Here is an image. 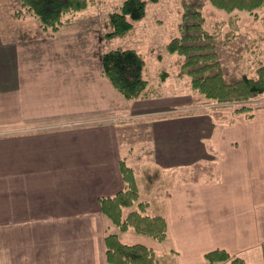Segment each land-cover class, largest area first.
<instances>
[{"label":"crops","instance_id":"crops-1","mask_svg":"<svg viewBox=\"0 0 264 264\" xmlns=\"http://www.w3.org/2000/svg\"><path fill=\"white\" fill-rule=\"evenodd\" d=\"M18 1L0 0V264H112L108 231L158 264H207L217 248L264 264V103L215 118L168 81L127 99L101 71L96 23L45 30L15 15ZM121 160L136 182L141 163L163 175L139 192L144 213L165 217L164 239L108 227L100 198L124 187ZM194 164L212 172L193 180Z\"/></svg>","mask_w":264,"mask_h":264},{"label":"trees","instance_id":"trees-1","mask_svg":"<svg viewBox=\"0 0 264 264\" xmlns=\"http://www.w3.org/2000/svg\"><path fill=\"white\" fill-rule=\"evenodd\" d=\"M94 0H19L14 10L18 17L32 16L38 19L42 29L56 31L68 22L76 12ZM156 2L157 0H149ZM207 0H179L181 13L177 25L178 34L165 45L170 53L182 56L179 75L188 76L190 85L208 99L220 103L245 102L257 95H264V63L255 68V75L244 71L245 55L251 51L257 39L239 32L236 11L256 15L264 8V0H208L213 6L229 13L226 21H217L212 30L205 26L203 6ZM146 14V0H122L104 20L103 36L112 38L129 32L133 22ZM228 29L223 31L224 25ZM143 55L132 47H110L101 52L100 67L113 87L125 98L156 93L160 82L149 83ZM244 68V69H243ZM256 105L241 104L232 114L218 108L211 109L215 118L231 120L234 114L251 117ZM211 166L194 164L192 179H199ZM124 187L115 194L100 198V206L108 220V227L120 230L132 228L138 233L162 240L167 234V222L163 215L144 213L147 201L140 198L134 169L124 160L120 162ZM136 205V208H131ZM129 208V209H128ZM128 209L127 212L125 210ZM106 257L112 264H158L154 250L143 243H125L115 232L105 235ZM207 264H220L230 259L232 264H246L238 256L224 249L204 253Z\"/></svg>","mask_w":264,"mask_h":264},{"label":"rangeland","instance_id":"rangeland-1","mask_svg":"<svg viewBox=\"0 0 264 264\" xmlns=\"http://www.w3.org/2000/svg\"><path fill=\"white\" fill-rule=\"evenodd\" d=\"M122 0H94L88 4L84 9L76 12L74 18L83 17L96 23L101 29V34L105 32L103 23L108 13L116 8ZM19 4V1L17 5ZM16 5V7H17ZM15 7V8H16ZM14 8V10H15ZM238 14L237 24L239 32L248 34L250 37L257 39L258 42L254 44L249 53L245 55L247 60L244 61L247 74L255 75V68L264 63V8L260 9L256 15L250 14L246 11H236ZM181 13L179 0H157L151 2L146 0V14L143 18L133 22L129 32L123 36H115L112 38L103 39V44L100 43L99 51L109 49L110 47H132L139 51L145 61V72L150 83L157 84L160 82V72H166L164 81L177 82L178 95L182 97L188 94L192 101L196 104H207L210 109L218 108L225 113L232 114L236 106L241 104L256 105L264 103V95L260 94L245 102H226L220 103L212 99H208L193 89L190 85L188 76L179 75L180 63L182 56L176 53H170L166 50V43L178 34V21ZM203 14L205 16V26L212 30L217 21H226L229 13L213 6L208 0L203 6ZM228 29L227 24L224 25L223 31ZM99 36V35H98ZM126 138H133L134 140L144 139L145 132L136 131V129L126 130ZM151 175H150V174ZM137 183L141 192L145 189L152 188L155 183L162 181L163 175L157 176L153 171L148 169L146 163H141L138 166ZM149 191V190H148ZM147 191V192H148ZM135 205V204H134ZM129 209V208H128ZM126 209V210H128ZM125 210V211H126ZM163 247V245H161ZM158 253L160 250L155 249Z\"/></svg>","mask_w":264,"mask_h":264}]
</instances>
